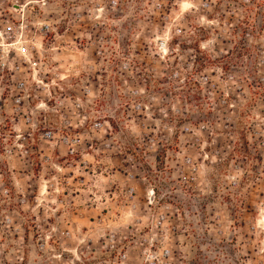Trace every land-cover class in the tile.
<instances>
[{"label":"clouds","instance_id":"clouds-1","mask_svg":"<svg viewBox=\"0 0 264 264\" xmlns=\"http://www.w3.org/2000/svg\"><path fill=\"white\" fill-rule=\"evenodd\" d=\"M0 264H264V0H0Z\"/></svg>","mask_w":264,"mask_h":264},{"label":"built area","instance_id":"built-area-1","mask_svg":"<svg viewBox=\"0 0 264 264\" xmlns=\"http://www.w3.org/2000/svg\"><path fill=\"white\" fill-rule=\"evenodd\" d=\"M17 7H18V5H17Z\"/></svg>","mask_w":264,"mask_h":264}]
</instances>
